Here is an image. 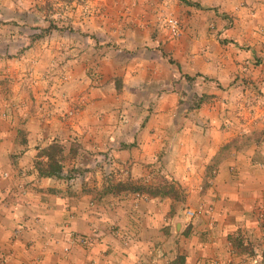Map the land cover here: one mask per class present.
<instances>
[{"label": "rangeland", "instance_id": "374dc122", "mask_svg": "<svg viewBox=\"0 0 264 264\" xmlns=\"http://www.w3.org/2000/svg\"><path fill=\"white\" fill-rule=\"evenodd\" d=\"M10 4L18 12H2L11 25L0 30L7 35L0 37V118L13 122L18 142H34V165L41 148L57 143L58 178L76 183L91 202L109 190L130 210L137 198L159 194L168 199L170 217L182 215L185 222L204 208L183 205L186 193L170 171L201 166V155L160 154L150 140L128 134H215L216 140L232 134L219 139L218 154L206 158L210 174L228 162L235 170L238 156L227 151L262 160L264 0ZM167 16L178 20L176 35L168 31ZM89 134L126 135L101 143ZM134 186L140 194L132 193ZM159 200L156 208L165 206ZM188 209L195 210L190 217ZM160 216L156 226L171 225ZM258 224L227 240H264V222ZM228 242L230 264H264V241Z\"/></svg>", "mask_w": 264, "mask_h": 264}, {"label": "crops", "instance_id": "0c3cea01", "mask_svg": "<svg viewBox=\"0 0 264 264\" xmlns=\"http://www.w3.org/2000/svg\"><path fill=\"white\" fill-rule=\"evenodd\" d=\"M2 12L12 17L18 11L10 0H0V30L11 25L3 22L7 18ZM0 37L7 35L0 32ZM12 124L9 118H0V240H65L69 229L91 240H227L232 232L258 228V222H264V156L251 162L250 155L227 151L238 156L235 170L229 162L217 163L214 174L204 167L206 158L219 153V139L226 141L232 134L217 140L215 134L127 135L150 140V147L158 146L160 154L167 156L201 155V166L170 170L186 193L183 205L196 208L204 204L185 222L182 215H176L178 220L170 217L168 199L159 194L155 202L152 197L137 198L135 207L126 210L117 192L102 189L91 202V194H84L71 180L39 176L32 163L34 142L30 138L18 142ZM119 135L126 134L88 136H97L103 143ZM160 198L165 206L156 208ZM207 204L211 205L208 211ZM161 214L171 225L161 226ZM156 219L160 220L157 226ZM230 251L228 241H91L86 246L66 241H0L2 264H230Z\"/></svg>", "mask_w": 264, "mask_h": 264}, {"label": "trees", "instance_id": "16d2710c", "mask_svg": "<svg viewBox=\"0 0 264 264\" xmlns=\"http://www.w3.org/2000/svg\"><path fill=\"white\" fill-rule=\"evenodd\" d=\"M61 147L57 143H50L44 148H41L37 153V160H35V168L39 176H52L59 177L61 171L60 159ZM136 190V191H135ZM137 190H140L139 186H134L133 194H140ZM261 259L264 257V248L261 250Z\"/></svg>", "mask_w": 264, "mask_h": 264}, {"label": "built area", "instance_id": "2783aa9c", "mask_svg": "<svg viewBox=\"0 0 264 264\" xmlns=\"http://www.w3.org/2000/svg\"><path fill=\"white\" fill-rule=\"evenodd\" d=\"M164 22L168 28V31L170 32L171 36L172 35H176L178 33V20L172 16H167L164 18ZM195 210H191L188 209L187 210V214L190 216H192L194 214ZM65 240H91V238L85 234L82 233H77L73 230H67L65 232ZM67 244H71V243H78L81 244L83 246L88 245L91 241H66ZM65 251L67 250V247L65 246L63 248ZM2 259L0 257V264H2Z\"/></svg>", "mask_w": 264, "mask_h": 264}]
</instances>
